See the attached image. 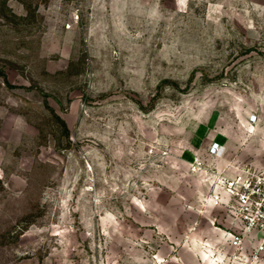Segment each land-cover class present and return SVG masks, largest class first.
I'll list each match as a JSON object with an SVG mask.
<instances>
[{"label":"rangeland","instance_id":"374dc122","mask_svg":"<svg viewBox=\"0 0 264 264\" xmlns=\"http://www.w3.org/2000/svg\"><path fill=\"white\" fill-rule=\"evenodd\" d=\"M241 167L264 0H0V264H264L205 203Z\"/></svg>","mask_w":264,"mask_h":264},{"label":"built area","instance_id":"2783aa9c","mask_svg":"<svg viewBox=\"0 0 264 264\" xmlns=\"http://www.w3.org/2000/svg\"><path fill=\"white\" fill-rule=\"evenodd\" d=\"M218 148V143H212L210 153H216ZM194 165L200 162L195 160ZM208 179L211 189L205 203L219 205L240 224L229 233L231 245L243 249L246 241L253 240L251 257L264 258V170L241 167L230 172L211 171Z\"/></svg>","mask_w":264,"mask_h":264},{"label":"crops","instance_id":"0c3cea01","mask_svg":"<svg viewBox=\"0 0 264 264\" xmlns=\"http://www.w3.org/2000/svg\"><path fill=\"white\" fill-rule=\"evenodd\" d=\"M221 209V208H220ZM222 213L220 214V218L224 219V222L229 226L231 229H238L240 227L239 222L231 218L223 209H221ZM225 216V217H224Z\"/></svg>","mask_w":264,"mask_h":264}]
</instances>
